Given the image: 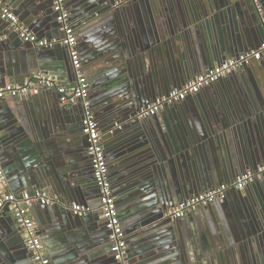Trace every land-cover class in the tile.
Returning <instances> with one entry per match:
<instances>
[{"label":"water","instance_id":"1","mask_svg":"<svg viewBox=\"0 0 264 264\" xmlns=\"http://www.w3.org/2000/svg\"><path fill=\"white\" fill-rule=\"evenodd\" d=\"M6 1L48 37L60 28L52 0ZM65 2L72 22L79 19L77 29H87L80 37L81 60L90 69L88 100L100 124L129 264H264V173L188 217L166 215L193 195L232 184L264 164V56L190 95L186 106L167 104L160 113L138 117L143 107L208 68L259 48L264 25L255 2ZM221 25L225 37L215 34ZM14 33L0 45V81L71 71L66 45L37 47ZM21 98L0 99V190L57 196L31 209L50 264H119L81 126L84 102L64 104L50 89ZM74 203L91 211L75 215ZM8 211L7 205L0 216V259L36 264Z\"/></svg>","mask_w":264,"mask_h":264},{"label":"built area","instance_id":"2","mask_svg":"<svg viewBox=\"0 0 264 264\" xmlns=\"http://www.w3.org/2000/svg\"><path fill=\"white\" fill-rule=\"evenodd\" d=\"M65 1L52 0L54 11L57 14L56 20L65 36L61 40H50L45 37H39L21 21L19 15L5 0H0V18L7 21L12 30L18 33L21 39L37 47H52L58 43L66 45L70 50L72 63L77 71V79L73 85L61 84L54 75L41 72L35 73L32 77L25 80L23 84L0 82V98L8 96L22 97L29 94L36 87H43L55 90L60 94V101L64 104H76L80 100L84 102L83 133L88 136L90 142L88 153L92 161L93 175L100 188L102 218L106 221L107 229L110 231L112 252L114 253L116 261L119 264H129L127 235L119 216L116 196L113 193L112 184L108 176L109 163L102 143L100 124L88 100L90 95V82L87 76L80 71L82 60L77 47L78 36L74 23L71 20V12L65 6ZM253 1L257 6V11L264 25L263 7L259 0ZM263 56L264 41L259 48L244 52L239 57L228 58L224 62L208 68L206 72L196 75L192 80L183 85L182 88L170 90L167 94L157 98L155 102L143 107L138 117H149L159 113L167 104L181 103L190 95L200 93L229 73L238 71L244 65L250 64L255 60H261ZM262 173H264V164L256 171L250 170L240 174L232 184L223 183L214 186L208 191L193 195L188 200L169 209L166 215L175 219L184 218L199 207L210 205L216 200H224L232 187L240 190L244 189L258 174ZM3 179V171L0 168V181L2 182ZM56 201L57 196L47 191H39L35 196H32L29 192H23L21 194L2 193L0 196V216L2 210L8 205L15 224L21 231L25 245L32 253L36 264H50L51 261L48 257L44 241L37 229L36 221L31 214V207L36 202L49 204ZM70 209L75 215L80 216H85L91 211L89 207L76 203L72 204Z\"/></svg>","mask_w":264,"mask_h":264},{"label":"crops","instance_id":"3","mask_svg":"<svg viewBox=\"0 0 264 264\" xmlns=\"http://www.w3.org/2000/svg\"><path fill=\"white\" fill-rule=\"evenodd\" d=\"M6 1V0H5ZM8 3V5L19 15L21 21L25 24V22H31V19L27 18V21L24 20V14L20 13V11H18V9L16 8V4L12 5L10 4V1H6ZM65 6L67 7V9L71 12V8L68 7V4L65 2ZM72 16V15H71ZM79 20V19H78ZM78 20H75L73 21L75 27H76V24L78 23ZM77 22V23H76ZM26 25V24H25ZM28 26L34 33H36L39 37H45V38H49L50 40H61L62 37H63V32L61 31L60 28H56L54 31H51V36L48 37L47 34L48 31L45 30V28L43 26H39V25H35V27H30L29 25H26ZM82 26V27H81ZM80 26V30L77 29V27L75 28L76 30V33H77V36H78V49L80 51V55L82 53L81 51V48H84V47H81V37H80V34H83L85 31H87V29L85 28V26L81 25ZM214 30H215V34L217 35L218 37V34L219 32L222 33V35L225 37L226 36V28L225 26L221 25L219 28L217 26L214 27ZM15 35V33L13 32L12 28L10 27L9 23L6 22L5 20H3L2 18H0V45L3 46V43L4 42H8L9 40H11ZM0 46V47H1ZM6 46V45H5ZM55 46V45H54ZM52 46V47H54ZM4 47V46H3ZM3 62H7V60L5 59ZM70 64H71V71L70 72H67L64 74H56V73H48V72H45V71H34V72H28L26 73L25 75H20V74H17V75H12V76H6V81H0L1 83H16V84H23L25 82V80L29 79L30 77H32L35 73H38V72H41V73H45V74H50V75H54L55 77H57V79L59 80V83L61 84H64V85H73L75 84L76 82V72H75V68H73L74 66H72V61L70 60ZM0 66L1 63H0ZM16 71V70H15ZM80 71L87 76V78L89 79V82H90V69L85 66L83 63H81V68H80ZM234 75V72H231L229 73L226 77H233ZM218 83V82H217ZM219 85V84H218ZM225 88L228 90V84L225 82L224 84ZM40 91H46V88H43V87H36L34 88L29 94L25 95V96H22L23 98L24 97H27V96H30V95H35L37 94L38 92ZM52 93H57L55 90H52ZM234 93V92H233ZM230 94V93H229ZM230 98H232V95L230 94ZM0 99H3V98H0ZM15 99L17 101L21 100L22 98L21 97H15ZM68 105V104H67ZM27 192V191H25ZM2 190H0V194H2ZM37 205H40V203L36 202L33 204L32 207H36ZM31 207V209H32ZM196 211V210H195ZM223 211V209H222ZM194 212V211H193ZM192 213V212H191ZM190 213V214H191ZM31 214H32V210H31ZM7 215L8 216H12L11 215V212L8 211L7 212ZM33 216V214H32ZM34 217V216H33ZM188 217V216H187ZM35 219V218H34ZM24 239V237H23ZM22 243L24 244L25 241L23 240ZM25 245V244H24ZM26 246V245H25ZM2 259H0V264H4L6 261L3 257H1Z\"/></svg>","mask_w":264,"mask_h":264},{"label":"flooded vegetation","instance_id":"4","mask_svg":"<svg viewBox=\"0 0 264 264\" xmlns=\"http://www.w3.org/2000/svg\"><path fill=\"white\" fill-rule=\"evenodd\" d=\"M180 105H185L186 106V101H184V102H182ZM182 109H184V108H180V110H177V112H185V111H183ZM161 112V111H160ZM159 112V113H160ZM188 112V111H187ZM199 112H203V109H200L199 108ZM81 126H82V124H81Z\"/></svg>","mask_w":264,"mask_h":264}]
</instances>
